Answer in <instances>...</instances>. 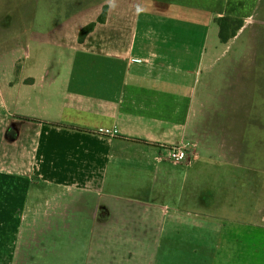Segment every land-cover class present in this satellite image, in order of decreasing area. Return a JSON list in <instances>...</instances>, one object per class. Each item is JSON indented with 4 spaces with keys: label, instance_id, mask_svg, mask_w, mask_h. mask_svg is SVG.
<instances>
[{
    "label": "crops",
    "instance_id": "crops-1",
    "mask_svg": "<svg viewBox=\"0 0 264 264\" xmlns=\"http://www.w3.org/2000/svg\"><path fill=\"white\" fill-rule=\"evenodd\" d=\"M1 1L0 72L2 76L17 70L20 73L15 81L0 78V264H15L21 227L44 223L42 216L29 222V216L38 213L32 207L42 195H38L41 186L67 191L61 190L54 198L48 194L49 216L60 212L56 206H64L65 215L70 214L66 220L70 227L59 231L56 243H60L53 246L54 254L48 240L40 248L43 252H35L38 256L46 255V259L57 256L60 263L68 264L71 256L67 238H76V247L82 245L83 240L89 239L92 223L108 232L113 227V240L119 238L126 226L142 225L141 218L147 219L152 208L151 195L143 193L144 188L161 190V184L178 182L176 193L168 195H173L178 205L198 208L194 216L206 220L211 212L208 197L203 196L206 184L209 186L213 174L221 173V168L243 167L235 164L238 159L232 163L213 160L204 146L196 95L199 81L206 80L199 79L198 68L174 59L175 54L169 50L160 52L155 42L153 49L146 38L139 39L138 46L135 34L127 45L121 43L127 38L123 32L113 39L108 34L95 35L106 28L116 0H111L105 22L96 23L83 40L81 32L85 25H80L78 9L68 16L62 13L60 25L67 28L53 33V37L50 33L45 39V33L31 32L32 11L24 0L4 2L3 8ZM47 6L51 9L50 4ZM101 8L92 21L102 15ZM146 12L147 8L137 9L147 35L153 38V25L162 24L163 15L154 17ZM51 42H58L59 48L53 51ZM250 73H254L249 105L251 124L243 134V163L258 161L259 149H264V56ZM180 146L189 148L188 158L174 163L167 156L168 150ZM165 160L169 165L163 164ZM249 164L264 170V166ZM106 186L112 197L108 203L100 202ZM186 192L193 194L189 201L184 198ZM37 195L36 199L32 197ZM253 196L257 200L244 195L229 197L230 206L222 210H230L232 217L243 219L247 213H253L247 201H261L253 214L257 224L232 221L227 230L202 228V220L190 225L197 235L193 244L194 264H264V195ZM201 200L204 205L198 204ZM159 212V218L165 216L164 211ZM57 223L62 228L63 221ZM163 223L173 238L179 221L170 219ZM243 231L251 236L245 237ZM209 232L216 235L212 239L217 242L210 241L208 245L222 243L223 254L207 263L203 260L206 253L198 248L201 238Z\"/></svg>",
    "mask_w": 264,
    "mask_h": 264
},
{
    "label": "rangeland",
    "instance_id": "rangeland-1",
    "mask_svg": "<svg viewBox=\"0 0 264 264\" xmlns=\"http://www.w3.org/2000/svg\"><path fill=\"white\" fill-rule=\"evenodd\" d=\"M4 2L9 4L11 0H2L1 8H3ZM24 2L32 11L29 21L31 32L45 33V39H47L50 33L53 37L55 35L53 33L61 32L60 29L67 28L65 25H60L62 13L66 12L68 16L75 13L77 9L80 10V25L83 23L85 25L81 37L86 38L91 31L83 36L84 30L97 23L102 16L98 15L96 20L92 21L96 17L94 14L101 7L103 12L108 11L111 0H24ZM122 3L128 5L125 6ZM49 4L52 10L48 9L47 5ZM163 7L165 9L162 10ZM142 8H147L148 12L146 13L151 16L161 17L163 15V23H156L158 30L155 29L156 25H153L154 41L151 36L147 35L144 23L137 15V9L139 11ZM171 10L172 14H170ZM105 15L106 20L107 14ZM19 16H23L22 12ZM223 16L243 21V26L237 35L227 43H222L219 39L217 20ZM193 17L200 22L197 23ZM77 22L79 21L77 20ZM120 32L127 36L121 42L122 44L127 45L131 40V35L134 34L135 40L138 39L137 45L139 39L146 38L150 47L155 49V45H157L156 49H160L162 53L164 50H169L175 54L174 59L185 61L190 68H198L200 80H209V82L199 81L196 95L202 115L200 116V127L204 146L210 150L213 160L232 163L237 162L238 159L235 164L242 166L243 169L226 167L225 169L221 168V173L218 175L217 173L213 174L210 184L209 186L206 184L203 194L208 197L206 201L210 202L208 209L211 212L210 215H206V220H202L203 216H194V213L199 211L198 208L193 210L187 205H178L177 200H173V195H168L169 192L176 193L175 186L178 182L161 184V190L154 187L144 188L142 192L151 195L149 201L152 208L146 214L147 219L141 218L142 225L126 226L124 231H120L119 238L113 240V233L110 234L113 232V227L108 232L105 227L92 223L88 233L89 239L88 241L87 239L83 240L82 245L76 247V238H67L69 242L66 246L72 247L67 263L128 264L130 261L131 264L133 262L137 264H194L193 244L197 235L196 230L190 226L191 224L195 221H198L196 223L199 224V221L202 220L205 222H203L202 228L212 227L213 230H215L214 227L227 230L231 226L229 222L232 221L252 226L256 222L253 214L256 213L258 207L255 205L261 203V201H255L257 199L253 195H264V170L249 164L264 166V149H259L258 161L245 162L248 166L242 162L241 158V153L244 150L243 134H245L247 125L251 124L249 105L253 94L252 76L254 73L251 75L250 72L263 60L264 56V0H116L109 23L104 30L95 35L108 34L113 36L110 38L113 39ZM57 44L58 42H51L53 51L59 48ZM202 50V56H200ZM19 73L20 71L17 70L15 73L2 76L3 74L0 72L1 81H15ZM237 80L238 83H236ZM241 92H243L242 96ZM163 105L165 106V104ZM256 126L260 129L259 122L256 123ZM262 129L264 130V128ZM188 131L186 129V132ZM193 148L191 144V154L194 153ZM163 164L169 165L167 160ZM226 177L230 181H227ZM107 187L104 190L106 194L100 202L108 203V199L112 198L108 195L110 188ZM116 187L118 188V186ZM41 189L42 192L38 195H42L38 199H36L38 195L32 196L36 199L32 209L38 210V213L34 217L29 216L32 218L29 222H32L35 217L42 216L44 223L31 224L30 226L26 224L27 227H21L15 264H66L60 263L57 256L46 259V255L38 256L39 254L35 253L43 252L40 248H43L48 240L52 242L50 251L54 254L53 251L56 248L53 246H58L60 243V241L56 243L59 239V231L70 227V224L66 223L68 217L70 219V214L65 215L64 206H56V210L60 212L55 217L49 216L50 195L54 198L58 196V192H67L66 189L49 186L46 188L41 186ZM180 193L182 192L180 191ZM162 194L168 195V197H163ZM240 195L252 196L251 198L255 199L247 201L252 207L249 211L253 213L251 215L247 213L243 219L232 217L229 214L230 210L227 212L222 210L224 207L230 206L227 202L229 197ZM189 196H193V194L186 192L184 198L189 201ZM37 203L41 204L40 207ZM198 204L204 205V201L201 200ZM235 209L237 208H231V210ZM261 209L264 211V207ZM157 210L158 214L155 216ZM160 210L164 211V217L159 218ZM176 210L178 212H175ZM257 214H260V211ZM174 215L178 216L173 217ZM158 219H160L159 223L156 222ZM170 219L179 221L173 238L167 232L166 224L163 223ZM57 220L63 221L62 228L58 226ZM234 227L241 226L235 225ZM245 232L242 233L245 234V237L251 236ZM109 237L112 240H108ZM212 237L216 238L213 232L204 234L198 248L200 252L206 253L203 260H206L207 263L218 260L223 254L222 243L208 245L210 241L217 242V239H212ZM224 248L229 250L227 246ZM77 256H79L78 259ZM38 257L42 258L38 260Z\"/></svg>",
    "mask_w": 264,
    "mask_h": 264
},
{
    "label": "trees",
    "instance_id": "trees-1",
    "mask_svg": "<svg viewBox=\"0 0 264 264\" xmlns=\"http://www.w3.org/2000/svg\"><path fill=\"white\" fill-rule=\"evenodd\" d=\"M107 11L103 12L102 16L99 18L97 23H104ZM217 24L219 27V39L222 43L229 42L232 38L237 35V32L242 28L243 21L240 19L232 18L229 16H223L217 20ZM96 26V23L90 25L87 29L84 30L83 36L92 31ZM84 38L81 37V40Z\"/></svg>",
    "mask_w": 264,
    "mask_h": 264
},
{
    "label": "built area",
    "instance_id": "built-area-1",
    "mask_svg": "<svg viewBox=\"0 0 264 264\" xmlns=\"http://www.w3.org/2000/svg\"><path fill=\"white\" fill-rule=\"evenodd\" d=\"M189 148L187 146L173 147L168 150V158L174 163H183L188 158Z\"/></svg>",
    "mask_w": 264,
    "mask_h": 264
},
{
    "label": "flooded vegetation",
    "instance_id": "flooded-vegetation-1",
    "mask_svg": "<svg viewBox=\"0 0 264 264\" xmlns=\"http://www.w3.org/2000/svg\"><path fill=\"white\" fill-rule=\"evenodd\" d=\"M242 154H243V152L241 153V158H242ZM107 234V233H106Z\"/></svg>",
    "mask_w": 264,
    "mask_h": 264
}]
</instances>
